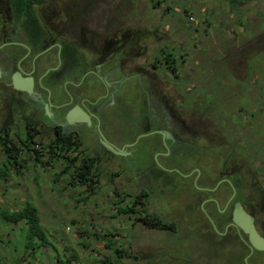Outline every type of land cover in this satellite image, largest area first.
Segmentation results:
<instances>
[{"label": "flooded vegetation", "instance_id": "af4514ba", "mask_svg": "<svg viewBox=\"0 0 264 264\" xmlns=\"http://www.w3.org/2000/svg\"><path fill=\"white\" fill-rule=\"evenodd\" d=\"M69 1L56 0L48 16L43 13L50 1L35 2L31 16L29 0H0L2 165L25 164L29 138L36 142L46 131L55 140H78L89 157L101 158L99 152L90 153V142L106 153L111 151L102 141L131 150L140 187L132 198L138 222L149 229L182 230L189 260L199 245L195 239L204 237L216 259L228 251L234 254L229 264H264V250L254 248L233 220L239 203L264 237V209L253 207L251 188L236 166L240 154L225 133L227 127L233 131L228 119L190 113L182 98L173 101L172 79L178 68L168 44L154 47L153 34L126 37L119 28L111 31L110 22L97 23L94 38L89 17L73 4L67 7ZM141 56L145 68L133 61L129 69L131 60ZM133 87L134 95L146 94V112H133ZM75 108L87 119L70 122L68 115ZM44 143L36 142L40 155ZM165 185L176 186L186 196L184 216L171 222L151 212L150 188Z\"/></svg>", "mask_w": 264, "mask_h": 264}, {"label": "rangeland", "instance_id": "374dc122", "mask_svg": "<svg viewBox=\"0 0 264 264\" xmlns=\"http://www.w3.org/2000/svg\"><path fill=\"white\" fill-rule=\"evenodd\" d=\"M49 1L51 8L44 9V16L54 10L56 0ZM67 4L89 17L94 38L99 32L96 24L110 22L111 31L119 28L126 37L153 34L157 39L154 47L168 44L172 48L178 68V76L172 79L173 101L182 98L184 106L192 108L190 113L228 119L233 131L227 127L225 133L240 154L236 166L241 167L251 188L253 207L264 209V4L259 6L255 0H70ZM133 61L145 68L144 56L133 58L129 69L135 65ZM130 98L136 102L133 112H146V94ZM53 137L46 131L36 142L46 143ZM89 148L90 153L101 155L102 176L96 193L87 197L85 186H72L69 176L60 174L62 161L49 162L45 154L40 155L47 161L45 166L25 156L28 160L21 164V173L2 177L5 153L0 147V205L13 209L32 201L47 231V242L55 246L45 242L38 247L37 239L31 242L37 245L33 252L26 248L27 227L0 220L5 240L0 242V264L17 260L19 264H57L58 255L73 254L81 264H102L109 259V264L117 259L121 264H229L228 258L234 254L221 251L216 259L204 237L195 239L199 245L192 248L189 260L182 230L149 229L138 222V213H120L118 208L132 205L140 188L135 181L134 153L98 151L97 142H90ZM150 189L152 213L164 222L184 216L182 190L173 185ZM117 246L126 250L122 257L115 251Z\"/></svg>", "mask_w": 264, "mask_h": 264}, {"label": "trees", "instance_id": "16d2710c", "mask_svg": "<svg viewBox=\"0 0 264 264\" xmlns=\"http://www.w3.org/2000/svg\"><path fill=\"white\" fill-rule=\"evenodd\" d=\"M42 0H29L30 2V10L29 13L32 16V8L31 5L35 2H41ZM176 54L174 53V68L176 69L177 64ZM29 144L26 146V151L30 154V157H35L36 161L39 163H44L46 165L47 161L49 162H59L62 161L63 168L60 172L62 175L69 176V183L72 186L83 185L86 187L85 191L87 193V197L91 196L92 194L96 193L97 188L99 187L102 171L100 169V160L97 157H89V154L84 151L81 147V144L78 140H74L72 137L65 136L60 140L51 139L48 142L44 143V154L47 156V161H42L39 157L40 154L38 152V148L36 147V142H34L33 138H29ZM32 151H36V156L32 155ZM46 152V153H45ZM20 163H13L10 166H3L1 167V175L2 177H8L14 171L16 174L21 173V165ZM23 165L22 167H24ZM59 174V173H58ZM86 198H84L85 200ZM119 212L122 214H133L136 213L135 207L132 205H125L120 206L118 208ZM0 220L5 223H16V224H23L24 227H27L29 232V238L27 241V247L31 248L34 252L35 244L31 243L37 239H40L38 242V247L48 241L46 235V229L43 227L40 216L38 214L37 208L34 203L30 200H27L23 203L20 208H13L11 209L9 206H1L0 205ZM158 221L157 224L159 228H164L161 224L162 220L159 217H156ZM107 237L103 235L102 238ZM7 239V238H6ZM5 241L1 238L0 234V242L3 243ZM10 241V240H8ZM47 244H51L53 248L55 246L52 244L51 241L47 242ZM110 244H114L113 241L110 240ZM35 245V246H34ZM27 249V250H28ZM116 253L122 257L125 254V251L122 250L120 247H115ZM31 252V251H30ZM1 254V253H0ZM36 255L35 253H33ZM1 259V256H0ZM57 264H81L80 260L76 255L72 256H63L58 255L56 257ZM102 264H109V260H102ZM13 264H19L18 260L15 261ZM114 264H121L120 260L114 262Z\"/></svg>", "mask_w": 264, "mask_h": 264}, {"label": "water", "instance_id": "95a60500", "mask_svg": "<svg viewBox=\"0 0 264 264\" xmlns=\"http://www.w3.org/2000/svg\"><path fill=\"white\" fill-rule=\"evenodd\" d=\"M83 114L84 113L80 112L78 108H75L69 113L68 119L70 122L74 121L75 119H87V116ZM102 142L113 153H121L123 151L121 149H116L106 141ZM233 220L239 227H241L245 231V233L248 234L249 240L254 248L264 250V237L257 231L254 224V217L245 212L239 203L237 204L234 211Z\"/></svg>", "mask_w": 264, "mask_h": 264}, {"label": "crops", "instance_id": "0c3cea01", "mask_svg": "<svg viewBox=\"0 0 264 264\" xmlns=\"http://www.w3.org/2000/svg\"><path fill=\"white\" fill-rule=\"evenodd\" d=\"M255 2H256V4L259 5V6H261V5L264 4L263 2H260V1H257V0H255Z\"/></svg>", "mask_w": 264, "mask_h": 264}]
</instances>
